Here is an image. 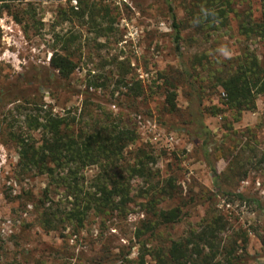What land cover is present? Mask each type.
<instances>
[{"label":"trees","instance_id":"obj_1","mask_svg":"<svg viewBox=\"0 0 264 264\" xmlns=\"http://www.w3.org/2000/svg\"><path fill=\"white\" fill-rule=\"evenodd\" d=\"M14 1L0 0V17L7 13L18 24L25 23V19L31 16V8L29 10L26 6L14 10ZM18 1L30 5L29 0ZM233 1L187 0L185 15L179 19L174 3L164 0L177 63L157 71L156 79L160 81L157 87L163 96L160 105L164 112L183 119L182 122L170 120L168 123L160 120V125L184 131L198 143L212 182V189L202 195L207 197V201L218 195L233 196L241 202L255 205L264 215V200L233 190L236 181L245 178L249 170L264 174V115L255 126L244 131L231 130L232 126L226 124L225 129L231 133L218 143L203 121L205 113L219 115L229 110L238 120L243 112L255 110L258 96L264 97V61L247 45L233 56L214 54L208 48L187 55L183 49L187 43H206L212 33L228 28V16L232 12L241 35L247 39L264 40V0H261L258 18L253 17L250 10L246 13L235 11ZM77 2V9L71 6L70 13L76 17L87 14L93 26L103 29L99 19L104 20V15H100L95 5H89L88 0ZM185 30H189L186 37L183 34ZM53 37L55 44L51 48L45 74L37 72L0 91V104L5 100L15 102L14 110L23 114L22 124L15 126L11 122L5 127L17 147L18 168L23 172L44 175L47 179L43 193L45 200L41 202L38 213L39 225L48 232L70 227L77 233L90 214L126 218L133 207L138 206L144 217L134 234L138 239L137 253L133 258H128L129 253L123 256L125 264H238L241 255L237 253L240 246L237 241L241 239L244 249L246 233L241 232L226 242L221 233L226 230L227 221L211 205L205 210L197 229L191 228L184 235L164 240L162 230L183 219L185 210L189 209V200L181 197L182 188L177 184V176L172 173L161 176L155 168L157 156L149 144L137 145L129 151L131 158L125 156L127 148L136 143L139 135L134 124L126 121L124 115L141 113L136 107L130 104L121 107L119 98H114L119 101L118 112L98 104L95 108L88 107L87 101L97 97L88 88L83 92L84 107L79 112L76 109L75 112L68 110L61 114L43 103L31 108L22 103L26 99L21 95L34 82L47 89L54 87L59 90L65 85L69 88L71 75L77 66L72 54L76 34L54 33ZM112 63L123 74L116 77L111 98L121 86L125 88V92H121L124 100L146 93L147 88L140 78H127L130 63H127L129 68H125L122 60L115 59ZM92 85L99 87L103 83L92 82ZM179 89L188 101L187 108L181 113L177 104ZM216 92L221 94L220 104L226 108L219 105L204 107L205 95ZM109 103L115 105L114 102ZM126 109L128 112L124 113ZM258 131L262 134L263 147L250 142L257 138ZM235 135L237 141L228 144L235 140ZM242 138L247 140L242 141ZM218 156L227 160L221 172L216 168ZM90 167L96 171L87 180L84 171ZM134 180L138 181L137 185ZM50 190L60 193L59 200L53 201L48 196ZM177 198L180 199L178 203L166 204L167 200ZM261 241L264 244V239Z\"/></svg>","mask_w":264,"mask_h":264},{"label":"rangeland","instance_id":"obj_2","mask_svg":"<svg viewBox=\"0 0 264 264\" xmlns=\"http://www.w3.org/2000/svg\"><path fill=\"white\" fill-rule=\"evenodd\" d=\"M29 1V6L18 0L13 2L14 10L26 6L29 10L31 8V16L25 19V23L18 24L7 13L0 17V91L37 72L45 74L51 48L55 44L54 33L76 34L72 54L77 66L71 75L69 88L65 85L59 90L54 87L47 89L34 82L31 86L27 85L21 95L26 99L22 103L30 108L43 103L61 114L68 110L75 112L76 109L79 112L84 107L83 92L88 88L97 96L87 101L88 107L95 108L98 104L114 112L128 104L136 107L141 113L129 111L124 115L126 121L134 124L139 135L136 143L127 148L125 156L131 158L129 151L135 146L149 144L157 156L155 168L161 176L170 173L177 176V184L182 188L181 197L189 200V209L185 210L183 219L162 230L164 240L184 235L191 228L197 229L205 210L211 205L227 221L226 230L221 233L226 242L241 232L246 233L244 249L240 244L241 239L237 241L240 245L237 253L241 255L238 264H264L262 212L255 205L241 202L233 196L218 195L207 201V197L202 195L212 189V182L198 143L184 131L160 125V120L168 123L170 120L182 122L183 119L164 112L160 105L163 96L157 87L160 83L156 79L157 71L166 70L177 63L164 0H88L89 5L94 4L100 15H104V20L99 19L103 29L93 26L87 14L83 17L71 14L70 7L75 5L72 0ZM171 1L177 18H183L187 0ZM233 2L235 11L246 13L250 10L253 17H259L261 0ZM77 5L78 2L74 9H77ZM66 17L68 19H64ZM228 17V28L212 33L206 43H187L183 48L185 54L208 48L214 54L233 56L247 45L264 61V40L247 39L238 32L234 13ZM183 34L186 37L189 30L183 31ZM115 59L122 60L125 68H131L126 74L128 79L140 78L143 81L147 88L144 95L124 100L122 93L125 88L121 86L114 97H110L116 77L123 74L114 67L112 62ZM127 63H130L129 67ZM92 82L103 85L95 87ZM220 96L217 92L205 95L204 107L219 105L226 108L220 104ZM114 98L122 102L119 107V101ZM177 104L180 113L187 108L188 101L182 89L178 90ZM14 105L15 102L6 100L0 104V264H125L122 259L127 253L128 258L135 257L138 239L134 234L144 217L138 206H134L126 218L90 214L77 233L70 227L48 232L39 225L38 213L41 202L45 200L43 193L47 179L44 175L23 172L17 166V147L10 140L9 130L5 129L11 122L15 126L22 124L23 114L14 110ZM126 112L127 109L124 110ZM263 115L264 97L258 96L255 110L243 112L238 120L234 119L232 112L224 110L219 115L205 113L203 121L218 143L231 130L244 131L247 127L255 126ZM226 124H230L232 129L226 130ZM257 133L256 139L248 140L263 147L262 134ZM34 135L38 137L37 132ZM235 136L234 141L227 143L237 141ZM246 140L242 138V141ZM226 164L223 156L216 157L218 172L223 171ZM95 171L94 167L85 169L86 179L92 178ZM133 182L138 184L136 180ZM233 190L264 200V174L249 170L245 178L236 181ZM58 194L57 191L48 192L53 201L59 200ZM179 200H167L166 204L172 206Z\"/></svg>","mask_w":264,"mask_h":264},{"label":"built area","instance_id":"obj_3","mask_svg":"<svg viewBox=\"0 0 264 264\" xmlns=\"http://www.w3.org/2000/svg\"><path fill=\"white\" fill-rule=\"evenodd\" d=\"M72 1H73V3L75 4L74 6H76L77 0H72Z\"/></svg>","mask_w":264,"mask_h":264}]
</instances>
